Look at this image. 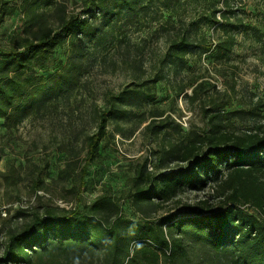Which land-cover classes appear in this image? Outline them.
<instances>
[{
    "label": "trees",
    "instance_id": "obj_1",
    "mask_svg": "<svg viewBox=\"0 0 264 264\" xmlns=\"http://www.w3.org/2000/svg\"><path fill=\"white\" fill-rule=\"evenodd\" d=\"M218 1L224 7L214 4L208 21L223 32L213 43L200 35L201 21L177 14L184 0H80L72 7L68 0H0V125L12 131L25 119L55 108L81 83L85 58L131 41L126 25L146 31L141 45L148 35L159 33L161 53L149 66L131 64V81L95 106L94 129L85 134V154L79 158L80 174H75L74 156L58 172L57 180L83 186L88 169L99 162L109 125L137 117L138 123L145 122L146 115L132 107L155 98L152 87L168 67L183 69L188 55L210 52L217 60L230 55L241 24L230 21L237 15L230 0ZM157 2L158 16L151 14ZM16 10L20 28L4 43L3 24ZM156 20L160 23L154 28ZM66 45L64 60L56 51ZM198 94L194 89L191 98ZM232 106L227 102L223 113L238 116L242 110ZM223 113L209 115L204 132L189 130L168 144L165 139L171 131L180 133V124L162 112L151 115L144 131L163 141L160 157L152 169L148 157L132 162L128 178L131 206L139 217L127 215L120 198L109 193L83 208L21 206L16 217L22 222L6 232L0 264H199L191 262V243L207 247L211 264H264V126L228 130ZM210 183L220 189L218 204L203 201L187 211L158 213L187 188L200 191ZM33 186L38 196L44 179L36 178Z\"/></svg>",
    "mask_w": 264,
    "mask_h": 264
},
{
    "label": "rangeland",
    "instance_id": "obj_2",
    "mask_svg": "<svg viewBox=\"0 0 264 264\" xmlns=\"http://www.w3.org/2000/svg\"><path fill=\"white\" fill-rule=\"evenodd\" d=\"M78 1L68 0L70 7ZM229 2L237 9V15L230 21L241 24L239 31H235L236 43L230 55L218 60L210 52L203 53L201 57L188 55L183 69L168 67L165 77L152 87L155 98L142 106L132 107L133 112L146 115L145 122L138 123L137 117L109 125L99 162L88 169L83 186L78 188L75 180H57L58 172L66 160L74 156L75 174H80L79 158L85 154V134L94 129L95 106L103 104L107 94L123 89L131 81V64L143 61L149 66V60L161 53L164 45L159 33L148 35L145 45H141L139 43L143 42L142 37H146V31H135L136 26L126 25L130 42H122L105 55L92 47L87 48L95 53L85 58L87 63L82 70L81 83L71 94L60 99L55 108L25 119L12 131H6L0 125V256L6 232L22 222L16 217V210L21 206L83 208L97 196L109 193L120 198L127 215L139 217L131 206L128 178L133 175L132 162L148 157L150 168L160 157L163 141L149 138L144 131L154 113L162 112L180 124V133L171 131L165 139L166 144L169 140L182 139L189 130L204 132L209 128L208 116L226 112L229 101L233 108L242 111L238 116L223 113L226 129L243 132L264 126V0ZM15 3L19 4L18 1ZM214 4L218 8L224 7L218 0H184L177 14L185 19L201 21L200 35H204L208 42L216 43L223 29L215 28L208 21ZM158 7L157 2L152 15L158 16L155 12ZM20 17L19 10L7 16L3 24L4 43L20 28ZM157 20L153 23L154 28L160 23ZM68 50L67 45L57 49V56L65 60ZM194 89L199 92L196 99L191 98ZM176 165L178 163L172 164ZM11 167L12 176L7 178L6 173ZM39 177L44 179L45 187L37 196L33 185ZM213 183L200 191L187 188L165 203L158 213L187 211L191 205L201 207L203 201L218 204L219 188ZM191 249V262L211 264L212 253L207 247L191 243Z\"/></svg>",
    "mask_w": 264,
    "mask_h": 264
},
{
    "label": "built area",
    "instance_id": "obj_3",
    "mask_svg": "<svg viewBox=\"0 0 264 264\" xmlns=\"http://www.w3.org/2000/svg\"><path fill=\"white\" fill-rule=\"evenodd\" d=\"M150 168L152 169L153 167H150ZM248 210H249L250 212H252V213H255V214L260 215L259 211H258L257 209H255V208H250V207L248 206Z\"/></svg>",
    "mask_w": 264,
    "mask_h": 264
}]
</instances>
